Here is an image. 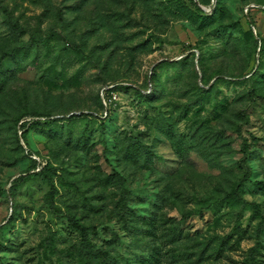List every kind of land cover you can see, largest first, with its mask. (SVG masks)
<instances>
[{"label":"rangeland","instance_id":"1","mask_svg":"<svg viewBox=\"0 0 264 264\" xmlns=\"http://www.w3.org/2000/svg\"><path fill=\"white\" fill-rule=\"evenodd\" d=\"M251 202L264 0H0V264H264Z\"/></svg>","mask_w":264,"mask_h":264},{"label":"trees","instance_id":"2","mask_svg":"<svg viewBox=\"0 0 264 264\" xmlns=\"http://www.w3.org/2000/svg\"><path fill=\"white\" fill-rule=\"evenodd\" d=\"M3 12L6 13L8 15V12L6 10V8H3ZM251 23V22H250ZM14 25L18 26V24L15 22ZM250 31L251 33L253 32L252 30L255 28L256 29V26L254 25V23H251V27H250ZM258 35V31H255L254 33V36H257ZM33 116H30L32 118V120H28L30 119V117L28 119H24L20 124H21V133L19 135L20 138H24V130H25V127L27 125H31L32 123H34L36 120H34L35 118L34 117H38L39 114H32ZM35 115V116H34ZM25 117V116H23ZM23 117H20L18 119L21 120L23 119ZM244 181L243 178H240L236 181L234 187H233V191L236 192L237 191V188L242 184V182ZM253 208H254V212L258 213L261 217V220L264 219V216L261 214V212L259 211L257 205L254 203V202H251ZM190 214V212H186L184 215L185 216H188ZM70 221H71V224L72 226L80 233L81 235V240H80V249H79V253L86 257L88 256L90 250H91V242L89 240V236H88V228L86 226H84L83 224H80L79 222H77L75 219H73L72 217L70 218ZM250 261L251 263L250 264H255V256L253 254L250 255Z\"/></svg>","mask_w":264,"mask_h":264},{"label":"water","instance_id":"3","mask_svg":"<svg viewBox=\"0 0 264 264\" xmlns=\"http://www.w3.org/2000/svg\"><path fill=\"white\" fill-rule=\"evenodd\" d=\"M212 1H214V0H212Z\"/></svg>","mask_w":264,"mask_h":264},{"label":"built area","instance_id":"4","mask_svg":"<svg viewBox=\"0 0 264 264\" xmlns=\"http://www.w3.org/2000/svg\"><path fill=\"white\" fill-rule=\"evenodd\" d=\"M253 6V5H252Z\"/></svg>","mask_w":264,"mask_h":264}]
</instances>
